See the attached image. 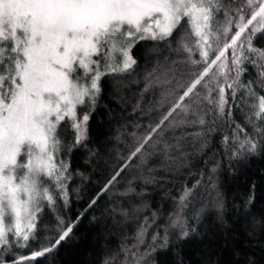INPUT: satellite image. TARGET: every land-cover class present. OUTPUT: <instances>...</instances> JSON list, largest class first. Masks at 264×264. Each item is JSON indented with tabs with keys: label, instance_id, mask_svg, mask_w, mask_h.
Returning a JSON list of instances; mask_svg holds the SVG:
<instances>
[{
	"label": "trees",
	"instance_id": "16d2710c",
	"mask_svg": "<svg viewBox=\"0 0 264 264\" xmlns=\"http://www.w3.org/2000/svg\"><path fill=\"white\" fill-rule=\"evenodd\" d=\"M236 5L245 9L246 0H233L230 6ZM169 39L171 45H135L133 69L103 77L96 103L78 109L89 117L87 137L76 143L71 128L63 132L59 158L67 166L64 192L54 206L42 204L36 239L27 247L0 251V264H14L46 247L51 250L45 255L22 264H264V134L245 122L238 107H231V116H220L204 103L202 125L177 126L169 117L142 152L130 158L150 126L178 102L184 88L177 83L187 87L205 67L191 64L187 53L175 50L176 32ZM253 46L264 49V29L255 34ZM214 56L210 52V59ZM192 58L199 60V52ZM245 67V82L258 79L250 65ZM166 71L169 78L175 76L170 83L145 90L157 77L163 80ZM197 90L206 91L200 85ZM256 91L264 94V88ZM173 116L179 120L183 114ZM237 124L245 130L239 133L241 139L247 133L257 140L254 154L233 156ZM186 190L191 195L182 204ZM146 218L151 227L145 246L133 250Z\"/></svg>",
	"mask_w": 264,
	"mask_h": 264
},
{
	"label": "snow or ice",
	"instance_id": "6c2138e0",
	"mask_svg": "<svg viewBox=\"0 0 264 264\" xmlns=\"http://www.w3.org/2000/svg\"><path fill=\"white\" fill-rule=\"evenodd\" d=\"M232 3L233 0H0V251L27 247L30 239H36L42 204L54 206L56 196L64 192L67 166L59 158L65 143L63 132L71 128L76 143L86 139L89 117L78 114V109L96 103L103 77H119L133 69L137 61L132 49L141 41H155L153 47L171 45L169 38L176 32L175 50L187 53L191 64L205 67L194 74L187 87L177 83L178 88H184L178 102L157 125L150 126L151 131L130 158L142 152L169 117H173L170 124L177 126L204 124L200 115L204 103L212 105L220 116H231V107H238L245 122L264 134L260 127L264 121V94L256 91L257 87L264 88V49L253 46L255 34L264 29V0H247L248 12L240 5L231 7ZM229 49L230 57L226 55ZM197 51L199 60L192 58ZM210 52L217 54L210 59ZM214 65L216 72H212ZM245 65L256 71L258 79L243 80ZM163 76V80L157 77L150 81L145 90L175 78L174 74L169 78L167 71ZM198 85L206 90L203 94L197 90ZM226 88L230 90L227 95ZM174 113L183 116L177 120ZM189 115L197 119L189 120ZM244 131L236 125L237 135L231 141L235 146L233 156L257 151L256 139L247 133L240 138L239 133ZM224 140L229 143L228 137ZM190 195L191 190H186L181 203ZM176 223H180L179 219ZM149 227L146 218L132 247L144 243ZM70 231H64L56 243ZM50 250L43 248L14 264ZM130 251L125 248V252Z\"/></svg>",
	"mask_w": 264,
	"mask_h": 264
},
{
	"label": "rangeland",
	"instance_id": "374dc122",
	"mask_svg": "<svg viewBox=\"0 0 264 264\" xmlns=\"http://www.w3.org/2000/svg\"><path fill=\"white\" fill-rule=\"evenodd\" d=\"M246 4H247V0H246ZM244 11L245 12H248V11H250V9H248L247 8V6H245V9H244ZM233 31H235V28H233ZM259 32V31H258ZM221 39H223V38H221ZM217 53H215V55H216ZM226 55H228L229 57L231 56V49H229V51H228V53H226ZM231 61L229 60V63H230ZM218 64H219V62H217ZM217 71V67L214 65L213 67H212V72H216ZM210 75H211V73H210ZM208 79V77H205V80H207ZM220 80H221V82L223 81V77L221 76L220 77ZM203 83V82H202ZM215 93V92H214ZM213 93V94H214ZM225 93H226V95L228 94V92L226 91V89H225ZM215 95H216V93H215ZM148 233V232H147ZM147 234H146V236H145V239H144V243H142V244H139L137 247H134L133 248V250L135 249V248H137V251H140V249H142L144 246H145V242H146V240H147ZM136 243V242H135Z\"/></svg>",
	"mask_w": 264,
	"mask_h": 264
}]
</instances>
